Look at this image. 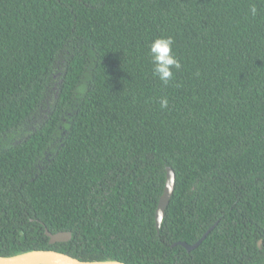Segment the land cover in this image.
<instances>
[{
    "label": "trees",
    "instance_id": "trees-1",
    "mask_svg": "<svg viewBox=\"0 0 264 264\" xmlns=\"http://www.w3.org/2000/svg\"><path fill=\"white\" fill-rule=\"evenodd\" d=\"M30 250L264 264V0H0V256Z\"/></svg>",
    "mask_w": 264,
    "mask_h": 264
},
{
    "label": "water",
    "instance_id": "water-1",
    "mask_svg": "<svg viewBox=\"0 0 264 264\" xmlns=\"http://www.w3.org/2000/svg\"><path fill=\"white\" fill-rule=\"evenodd\" d=\"M174 172L171 167H166V180L163 188V192L158 200L157 208L155 210V228L158 232L159 226L162 222L165 209L169 203L170 197L173 193L174 188ZM213 224L208 228L202 236L192 244H188L184 241H179L173 245L179 244L187 251L196 248L214 227ZM49 237V243L53 244L56 242L67 241L71 237L69 231H60L56 233H50L46 231ZM261 241H258V246H260ZM0 264H126L124 262L105 259V260H92L84 261L78 258L72 257L66 253L55 251V250H30L25 252L16 253L9 256H0Z\"/></svg>",
    "mask_w": 264,
    "mask_h": 264
},
{
    "label": "clouds",
    "instance_id": "clouds-1",
    "mask_svg": "<svg viewBox=\"0 0 264 264\" xmlns=\"http://www.w3.org/2000/svg\"><path fill=\"white\" fill-rule=\"evenodd\" d=\"M251 14L255 15L257 9L255 6L250 9ZM174 39L172 36L161 35L154 38L149 44V56L152 62V74L163 84L167 85L173 80L174 70L181 68V63L174 49ZM160 106L166 108L168 99L162 97Z\"/></svg>",
    "mask_w": 264,
    "mask_h": 264
}]
</instances>
